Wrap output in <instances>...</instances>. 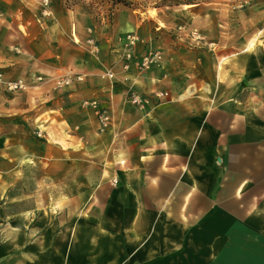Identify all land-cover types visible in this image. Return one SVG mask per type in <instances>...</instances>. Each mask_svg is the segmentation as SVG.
I'll use <instances>...</instances> for the list:
<instances>
[{
	"label": "crops",
	"instance_id": "crops-1",
	"mask_svg": "<svg viewBox=\"0 0 264 264\" xmlns=\"http://www.w3.org/2000/svg\"><path fill=\"white\" fill-rule=\"evenodd\" d=\"M44 8L0 0V72L26 83L0 87V264H191L222 226L246 228L231 264H264V0Z\"/></svg>",
	"mask_w": 264,
	"mask_h": 264
},
{
	"label": "rangeland",
	"instance_id": "rangeland-1",
	"mask_svg": "<svg viewBox=\"0 0 264 264\" xmlns=\"http://www.w3.org/2000/svg\"><path fill=\"white\" fill-rule=\"evenodd\" d=\"M72 1V0H71ZM196 0H73L74 4H78L82 10L91 13L104 12L106 22H110L113 12L118 8L134 10L136 12H146L150 16H157V13L167 10L169 7H181L184 2H194ZM133 33V32H132ZM136 34V33H135ZM138 35V34H136ZM139 36V35H138ZM216 230L215 227H211ZM224 231L223 236L218 235V238L206 243V258L192 259L191 264H231L232 260L242 261L245 258H231V250L240 251L245 242H241L239 235L246 232V228L222 226ZM233 233V237L232 234ZM202 245V243H199ZM198 246V243H196ZM192 247L194 245L192 244ZM245 248V246L243 247ZM202 250V247H200ZM197 251L198 248H193Z\"/></svg>",
	"mask_w": 264,
	"mask_h": 264
},
{
	"label": "built area",
	"instance_id": "built-area-1",
	"mask_svg": "<svg viewBox=\"0 0 264 264\" xmlns=\"http://www.w3.org/2000/svg\"><path fill=\"white\" fill-rule=\"evenodd\" d=\"M42 3L44 5V9H46V7L49 4V0H42ZM178 29H181V26L177 27ZM127 37L130 39V44H133L134 41L139 39V36L136 35L135 33H128ZM190 37L194 40V41H202L203 38L200 35V33H198L197 30H193L190 33ZM161 57L159 51L157 50H153L150 52H147L144 56L140 57V58H134V56L130 53H128L125 58L126 60L130 61V60H134V62L138 65V67L141 68H145L150 66L152 63H154L157 59H159ZM70 82V78L65 77L64 79H59L56 82V86L61 87L64 86L66 84H68ZM0 87L3 88L6 91H10V92H14V91H20L22 89H24L26 87V83L24 81V79L20 78V77H16V78H9V77H5V75H3L0 72ZM165 91H153L150 95L144 94V95H139L137 92L135 91H130L127 95L129 101L136 105V106H141L147 102H149L150 99H152V97H155L156 99L161 98L162 96H165ZM81 106L83 107H94L97 110V116H98V121L100 123L101 126H103L106 122V120L108 119V115L106 114V109L102 108L99 106V103L96 100H83L81 102Z\"/></svg>",
	"mask_w": 264,
	"mask_h": 264
},
{
	"label": "bare ground",
	"instance_id": "bare-ground-1",
	"mask_svg": "<svg viewBox=\"0 0 264 264\" xmlns=\"http://www.w3.org/2000/svg\"><path fill=\"white\" fill-rule=\"evenodd\" d=\"M69 264H75V263H69Z\"/></svg>",
	"mask_w": 264,
	"mask_h": 264
}]
</instances>
